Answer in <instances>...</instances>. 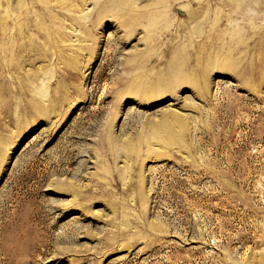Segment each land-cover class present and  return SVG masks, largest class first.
Instances as JSON below:
<instances>
[{
	"label": "rangeland",
	"instance_id": "obj_1",
	"mask_svg": "<svg viewBox=\"0 0 264 264\" xmlns=\"http://www.w3.org/2000/svg\"><path fill=\"white\" fill-rule=\"evenodd\" d=\"M112 1L0 0V264L257 261L264 0Z\"/></svg>",
	"mask_w": 264,
	"mask_h": 264
},
{
	"label": "bare ground",
	"instance_id": "obj_2",
	"mask_svg": "<svg viewBox=\"0 0 264 264\" xmlns=\"http://www.w3.org/2000/svg\"><path fill=\"white\" fill-rule=\"evenodd\" d=\"M126 0H113L112 1V3H111V5L110 6H108L109 8H114L115 9V7H116V5H118V4H121V3H123V2H125ZM229 1V3H230V7L232 8V10H233V12L237 15V14H244L246 11H247V9H248V7H251V6H253L254 4H261V1L259 2L258 0H228ZM103 7H106V6H103ZM114 12H115V14L120 18V19H123V18H125V15H123L122 13H120V12H116L115 10H114ZM220 14V12L218 11V10H213V9H209V8H207V9H205V8H203V7H201L200 8V11L198 10L197 12H195V11H191V12H189V15H188V22H190V23H195V29H198V28H200L201 29V27L203 26V25H205L206 23H207V21H208V19L210 18V16H215V17H217L218 15ZM96 16L98 17V18H103V17H105L106 16V12H105V10H102V11H98L97 13H96ZM128 28H129V30L132 28V24H129L128 25ZM52 29V27H45V28H42V31H44L45 33H47V34H49L50 32V30ZM53 30V29H52ZM60 37H61V39H60ZM59 37V39H60V41H62L63 42V40H62V35ZM20 38V37H19ZM21 39V38H20ZM18 40L16 41V44H15V46L17 47L19 44H18ZM30 46H32L33 47V44H32V41L30 40ZM9 51H13V49L12 48H8V49H6L5 50V52H9ZM184 54V55H183ZM178 55L179 56H185L186 54L184 53V52H182V51H179V53H178ZM69 62V61H68ZM148 62V61H147ZM155 62V61H154ZM145 64H144V62L143 63H141V64H137V65H131V66H129V65H127V68L129 69V70H132V71H139V70H141V68L144 66ZM146 66V65H145ZM175 68H173V69H169L170 71L168 72V76L169 77H173V76H175V75H181V73L179 72V70L178 69H175ZM53 75V73L52 72H50V71H44V72H42V73H39V72H37V73H34V76H35V78H34V81H36V80H40V76H43L45 79L46 78H50L51 76ZM36 83V82H35ZM44 84H42V87L41 88H39L38 90H37V93L41 96V97H44V96H46V94L48 93V90H47V86L46 87H44L43 86ZM146 85H148V86H146ZM175 87V85L171 82V81H168V82H166V83H158V82H155L154 80H151V81H149L147 84H140L138 87H137V89H136V91H135V93H142L143 91H145L146 89H154V90H156V91H162V92H164V93H170V92H172V90H173V88ZM227 264H238V263H235V262H233V263H227ZM239 264H264V251L262 252V254L260 255V258L259 259H257V261H249V262H243V263H239Z\"/></svg>",
	"mask_w": 264,
	"mask_h": 264
}]
</instances>
